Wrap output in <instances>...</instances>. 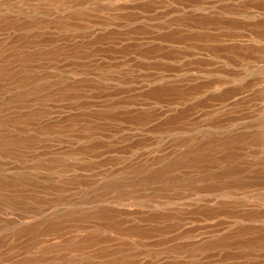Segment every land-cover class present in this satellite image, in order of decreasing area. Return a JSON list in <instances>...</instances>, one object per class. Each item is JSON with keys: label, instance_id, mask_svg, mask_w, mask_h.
Masks as SVG:
<instances>
[{"label": "rangeland", "instance_id": "374dc122", "mask_svg": "<svg viewBox=\"0 0 264 264\" xmlns=\"http://www.w3.org/2000/svg\"><path fill=\"white\" fill-rule=\"evenodd\" d=\"M0 264H264V0H0Z\"/></svg>", "mask_w": 264, "mask_h": 264}]
</instances>
